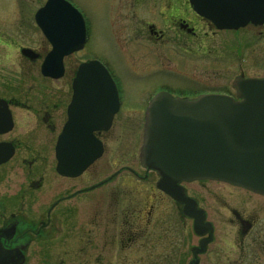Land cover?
Listing matches in <instances>:
<instances>
[{
  "label": "flooded vegetation",
  "instance_id": "flooded-vegetation-1",
  "mask_svg": "<svg viewBox=\"0 0 264 264\" xmlns=\"http://www.w3.org/2000/svg\"><path fill=\"white\" fill-rule=\"evenodd\" d=\"M47 1L4 0L7 8L14 10L0 11V264H127L134 254L140 255L137 264H219L220 256L209 253L215 243V227L202 208L200 193L189 188L197 183L222 187L219 208L236 235L229 248L237 249L239 255L227 264H264V204L231 197L224 200L222 194L237 190L254 194L225 183H179L183 196L203 213V224L211 227V238L208 231L197 236L194 220L185 216L184 206L161 191L157 173L141 164V147L135 155L130 151L133 138L127 141L132 131H142L143 135L146 110L159 92L143 97L138 110L132 111L125 104L112 66L87 56L90 30L75 2L60 0L81 15L83 37L78 23L67 19L60 9L49 12L48 36H44L35 15ZM26 2L41 5L32 12L23 9ZM184 6V11L171 10V23L164 24L177 40L184 36L197 39L199 32L209 30L212 35L253 34L260 46L264 41V23L237 31H217L191 10L188 0ZM166 37L164 30L148 26L151 42ZM46 61L47 77L42 75ZM89 62L103 66L116 86L118 107L112 115V101L98 100L99 92H82L83 99L76 101L74 79L78 68ZM74 104L77 112L90 113L88 117L82 115L83 121L89 120L86 124L97 130L82 147V158L91 163L82 171H78L81 166L68 164L69 170L63 175L57 171V144L66 125H78L79 113L70 112ZM119 131L123 133L119 135ZM119 137H124L122 145L118 144ZM69 148L70 143L65 148L67 161H71ZM200 188L205 191L204 186ZM240 204L241 208L231 206ZM186 223L196 239L187 248L188 259L183 257L180 235Z\"/></svg>",
  "mask_w": 264,
  "mask_h": 264
},
{
  "label": "water",
  "instance_id": "water-1",
  "mask_svg": "<svg viewBox=\"0 0 264 264\" xmlns=\"http://www.w3.org/2000/svg\"><path fill=\"white\" fill-rule=\"evenodd\" d=\"M189 5L220 31L264 23V0H189ZM57 9L65 11L71 22L78 23L83 37L80 14L60 0H49L35 15L44 36H48V14ZM42 74L49 75L47 61L42 66ZM232 87L237 101L222 95L174 99L161 92L152 99L145 113L140 162L147 170L157 173L158 188L184 206V214L194 220L193 230L199 237L204 235L202 231H208L211 238V227L203 224V213L196 211L193 201L183 196L179 183L211 180L264 196V79L237 77ZM73 91L76 101L83 99L82 92H99L98 100L112 101L111 115L118 107L115 85L98 62L78 68ZM73 111L77 112L75 104L70 112ZM77 113L78 125L76 128L66 125L57 144V171L63 175L69 170L68 164H77L81 166L78 171H82L91 163L82 158V147L87 146L88 139L92 140V132L97 128L89 127V120L87 124L83 121L82 115L88 117L89 112ZM69 143L71 161L65 159ZM192 254L195 256V250Z\"/></svg>",
  "mask_w": 264,
  "mask_h": 264
},
{
  "label": "rangeland",
  "instance_id": "rangeland-1",
  "mask_svg": "<svg viewBox=\"0 0 264 264\" xmlns=\"http://www.w3.org/2000/svg\"><path fill=\"white\" fill-rule=\"evenodd\" d=\"M85 16L90 30L87 56L108 62L121 89L124 91L126 106L137 111L141 99L154 92L167 93L173 98L194 99L206 95H220L234 98L233 80L243 75L246 79L264 78V41L258 45L255 35L241 32L238 34H211L205 30L199 32L197 39L184 36L175 39L173 32L164 29L170 25L169 12L174 8L184 11V0H72ZM23 9L34 12L39 2H26ZM12 11L7 3L0 0V11ZM160 12L165 14H161ZM148 26L155 30H164V41L153 43L148 39ZM132 69V70H131ZM116 87V86H115ZM119 135L123 132L119 131ZM127 141H132L135 155L141 147L142 131H132ZM124 137H119L122 145ZM204 186L205 191H200ZM204 200L202 208L208 212V219L215 227V243L210 254L220 256L219 264H227L237 259L238 250L229 245L236 239L234 229L226 223L225 213L220 210L222 187L206 183L192 184ZM237 190V189H235ZM229 192L222 194L253 205H263V198L251 193ZM210 194V195H206ZM201 201V202H202ZM241 203V202H240ZM263 203V204H262ZM241 208V204L231 205ZM221 212L223 216L217 214ZM181 248L183 257L188 259L187 248L196 243L190 225L181 227ZM140 255L134 254L127 264H137ZM203 264H206L203 262Z\"/></svg>",
  "mask_w": 264,
  "mask_h": 264
}]
</instances>
